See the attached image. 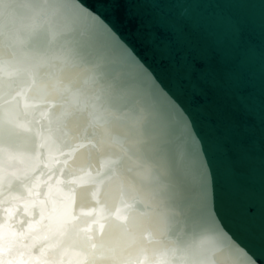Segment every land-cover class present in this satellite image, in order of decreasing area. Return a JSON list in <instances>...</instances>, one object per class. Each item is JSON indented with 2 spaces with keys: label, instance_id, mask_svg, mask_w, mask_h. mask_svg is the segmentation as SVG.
I'll return each mask as SVG.
<instances>
[{
  "label": "water",
  "instance_id": "1",
  "mask_svg": "<svg viewBox=\"0 0 264 264\" xmlns=\"http://www.w3.org/2000/svg\"><path fill=\"white\" fill-rule=\"evenodd\" d=\"M171 17L215 33L207 100ZM0 264H264V0H0Z\"/></svg>",
  "mask_w": 264,
  "mask_h": 264
},
{
  "label": "snow or ice",
  "instance_id": "2",
  "mask_svg": "<svg viewBox=\"0 0 264 264\" xmlns=\"http://www.w3.org/2000/svg\"><path fill=\"white\" fill-rule=\"evenodd\" d=\"M234 39L238 30L232 29ZM215 33L206 24L189 18L171 17L161 21L150 32L149 39L163 41L174 68L200 97L209 98L221 85L226 74L222 71V54ZM250 97L238 98L237 103L247 115L251 112Z\"/></svg>",
  "mask_w": 264,
  "mask_h": 264
}]
</instances>
